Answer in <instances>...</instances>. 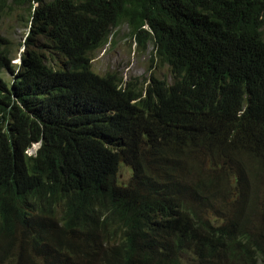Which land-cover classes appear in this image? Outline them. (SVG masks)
<instances>
[{"label": "trees", "instance_id": "obj_1", "mask_svg": "<svg viewBox=\"0 0 264 264\" xmlns=\"http://www.w3.org/2000/svg\"><path fill=\"white\" fill-rule=\"evenodd\" d=\"M17 7L19 71L0 36V264H264V0H0V16ZM123 25L170 84L91 72Z\"/></svg>", "mask_w": 264, "mask_h": 264}, {"label": "rangeland", "instance_id": "obj_2", "mask_svg": "<svg viewBox=\"0 0 264 264\" xmlns=\"http://www.w3.org/2000/svg\"><path fill=\"white\" fill-rule=\"evenodd\" d=\"M25 13L27 14L25 9L17 7L12 15L7 17L2 14L0 16V35L9 41L12 64H20L23 58L24 47L22 45L29 29L23 25L21 20L19 21L18 17ZM38 42L42 43L43 39L39 38ZM45 56L47 65H51L53 61L49 58V54ZM94 56L92 70L95 73L104 75L108 72H118L124 84L132 81L139 86H144L151 76L168 82L172 81L170 67L159 65L154 45L149 44L146 48H140L136 37L131 35L127 25L118 28L109 44L104 49L95 52ZM1 76L9 85L12 84L13 76L10 73L4 71ZM130 176L128 170H123L122 182H127Z\"/></svg>", "mask_w": 264, "mask_h": 264}, {"label": "clouds", "instance_id": "obj_3", "mask_svg": "<svg viewBox=\"0 0 264 264\" xmlns=\"http://www.w3.org/2000/svg\"><path fill=\"white\" fill-rule=\"evenodd\" d=\"M29 34H30V28H29V32H28V35H27V38H26V40H25V42L23 43V47H24V52L22 53L23 54V56L26 54V42H27V39H28V37H29ZM1 36V35H0ZM1 37H3V36H1ZM3 38H5V37H3ZM6 39V38H5ZM7 41H8V39H6ZM110 40H111V38H110ZM8 43H9V41H8ZM139 45V44H138ZM139 47L140 48H142L140 45H139ZM105 48V47H104ZM103 48V49H104ZM8 50V52H9V57H10V50L9 49H7ZM49 58L50 59H52V61H53V63L51 64V65H48L49 67H52V65L55 67V69H57V70H59L60 69V61H59V58H58V56L57 55H49ZM10 60H11V58H10ZM11 63H12V61H11ZM92 63H93V61H91V72L92 73H94V74H96V75H99V76H105L106 74H104V75H101V74H98V73H95L93 70H92ZM15 65V66H14ZM21 65H23V58H22V61L20 62V64H12V67L15 69V70H17V71H19L20 70V67H21ZM159 65H162L161 64V62H159ZM163 65H167V64H163ZM168 66V65H167ZM169 67V66H168ZM8 72V73H10L8 70H3L2 72ZM56 71V70H55ZM108 73H110V72H108ZM114 73H116L120 78H121V76H120V74L118 73V72H114ZM11 74V73H10ZM12 75V74H11ZM13 76V81H12V84H14V75H12ZM152 77H154V76H151V78ZM151 78L149 79V81L146 83V85H144V86H142V85H138L137 83H136V85L138 86V88L139 89H141L143 92H145L146 93V91H147V89H148V87L151 85ZM159 79V78H158ZM4 80V79H3ZM160 80H162V79H160ZM123 81V80H122ZM130 82H132V81H130ZM168 82V81H167ZM172 82V81H171ZM171 82H168L169 84L171 83ZM129 83V82H128ZM133 83H135V82H133ZM126 86H127V83L126 84H124V82H123V88H126ZM144 93V94H145ZM202 118V121H205V122H209V123H211V120H214L215 119V111H214V115H213V112H212V110L210 109V107L208 106V112L206 113V114H203L201 117H199V118H197V119H195V120H200ZM40 146H41V144H38V145H34V147L33 148H31L28 152H27V154L28 155H30V156H33V155H35L36 153H37V151H38V149L40 148ZM37 150V151H36ZM36 151V152H35ZM34 153V154H33Z\"/></svg>", "mask_w": 264, "mask_h": 264}]
</instances>
